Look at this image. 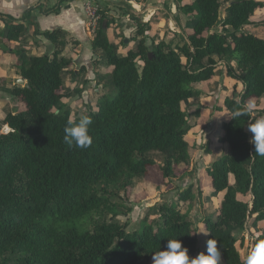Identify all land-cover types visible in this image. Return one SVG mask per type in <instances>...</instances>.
<instances>
[{
  "label": "trees",
  "instance_id": "obj_1",
  "mask_svg": "<svg viewBox=\"0 0 264 264\" xmlns=\"http://www.w3.org/2000/svg\"><path fill=\"white\" fill-rule=\"evenodd\" d=\"M227 1L221 20L222 0H177L178 12L195 19L193 31L178 45L149 44L153 18L143 22L130 8L136 47L124 55L107 35L115 21L109 8H99L92 47L99 63L111 71L97 72L96 81L100 85L108 78L116 96L102 97L98 111L88 113L93 143L84 150L64 142V129L72 119L67 101L80 93L65 85L66 73L76 81V72L70 70L76 62L63 55L69 34L41 33L31 20L34 13H61L63 2L52 6L45 0L20 20L0 13L5 24L0 38L17 58L18 75L30 86L9 90L24 109L7 114L3 123L10 131L0 134V264H153V254L166 250L169 239L180 240L193 258L196 229L189 214L179 209V202L190 203L198 196L192 186L177 202L148 207L133 231L119 218L132 212L127 203L136 182L155 179L156 171L161 187L191 173L187 136L192 127L183 104L204 95L194 85H210L215 57L235 65L227 73L243 84V92L222 99L227 113L220 141L228 144L230 153L215 161L207 175L214 191L224 197L217 219H206L204 225L208 240L218 241L224 264H244L238 235L249 224L258 228L264 223V156L255 155L249 142L253 112L230 116L243 102L264 100V37L244 31L264 9V0ZM217 25L225 32L215 31ZM31 27L35 36L53 44L52 55H32L26 44ZM79 72L84 74L86 68ZM200 115L198 110L195 116ZM258 240H264V230L252 248Z\"/></svg>",
  "mask_w": 264,
  "mask_h": 264
},
{
  "label": "rangeland",
  "instance_id": "obj_2",
  "mask_svg": "<svg viewBox=\"0 0 264 264\" xmlns=\"http://www.w3.org/2000/svg\"><path fill=\"white\" fill-rule=\"evenodd\" d=\"M190 1L184 0V2ZM110 5L113 6L114 15L111 16L115 20L110 28L116 30L114 31L115 43L118 54L120 55L126 54L127 50H130L132 47H136V44H134L135 41L132 40L136 34L137 26L135 31L127 35V37L123 30L118 28L119 24L131 18V9L138 14V18H141L143 22H148L149 19L151 20L153 18L149 34V44L161 41L173 43V45L183 44V40H186L188 35L193 31L194 17L188 18L181 15L177 9V0H141L140 3L131 0H114ZM228 6L229 2L222 0L221 20L225 18ZM152 14H155L154 17ZM134 24L136 25L135 22ZM214 30L220 33L225 32L221 25H217ZM244 31L253 33L259 37H264V9L258 11L252 17V23L246 26ZM126 38L128 39V43L125 42ZM71 49L72 47H70V51ZM215 60L217 61L215 67L216 74L210 85H194V88L203 91L204 95L199 100H192L183 104V110L186 111L188 122L192 127L187 136L192 156L190 165L191 173H188L183 179H175L170 185L157 187L156 183L159 179V173L154 171L155 168H152L151 173L154 171L153 178L155 179L136 182L130 195V200L127 203L132 208V212L126 217L122 216L119 218L122 223H128V231H133L139 226L148 207L161 204L164 201L177 202L179 194L192 186L198 196L190 203L179 202V209L182 213L189 214L196 229L197 245L193 258L201 252L206 251L208 234H205V232L208 233V231L205 228L204 220L217 219L224 197L222 193L214 191L209 183L210 178L207 175V169L215 161L230 153L228 144L220 141L221 136L224 135L222 121L227 113L222 99L225 96L237 98L239 93L243 92V84L238 79L229 77L227 73L235 65L218 57H215ZM229 64L230 66H228ZM70 79H72V74L68 73L65 77L66 83L68 81L70 82ZM107 79L103 82L104 86L102 85L103 87L100 91L87 93L83 91L82 94L74 96L71 102L72 107H70L73 121H79L82 114L87 116L91 111H98V101L102 97L114 98L116 96L115 87ZM255 103L256 109L253 111L254 120L264 117V100L255 101ZM8 106L12 107V109L15 108L12 110L14 112L24 109L23 102L16 97L12 99V102ZM220 107H222V111L218 112L217 109ZM198 110L201 111V115L197 118L195 114ZM8 129L6 127V130ZM249 134L251 138V133L249 132ZM241 199L250 201V197H242ZM263 230L264 223H260L258 228H253L249 224L246 230L238 235L239 242L237 248L244 260L252 248L254 239ZM218 264H224L221 257Z\"/></svg>",
  "mask_w": 264,
  "mask_h": 264
},
{
  "label": "crops",
  "instance_id": "obj_3",
  "mask_svg": "<svg viewBox=\"0 0 264 264\" xmlns=\"http://www.w3.org/2000/svg\"><path fill=\"white\" fill-rule=\"evenodd\" d=\"M43 2H45V0H0V13L20 20L29 8ZM60 2H63V9L61 13L51 15L34 13L31 20L37 23L38 29L41 33L61 30L69 34L68 44L63 55L73 58L74 62H76V64H74L70 69L71 71L73 70L76 72V81H73L72 76L70 82H65L67 89H78V91H80V93H74V96L82 94L83 91L86 93L100 91L104 85L103 83L100 85L97 84L96 73L99 72L100 75H104L105 72L109 73L111 70L99 63L100 59L93 50L92 44L95 36L88 30L85 0H50L52 6H55ZM113 2L114 0H102L101 2L102 7L106 6L109 8L110 15H114V11L112 9L113 6L110 5V3ZM135 15L138 16L137 13H135ZM118 26V28L123 30L126 37L127 35L133 33L136 28L134 20L131 18H128V20L126 19L125 22L119 24ZM4 28L5 24L0 21V34L3 33ZM29 29L30 31L26 38V44L31 50L32 55H52L55 51L53 44L42 35L35 36V27H31ZM114 31H116L114 28H109L107 35L109 40L116 45ZM1 39L2 38H0V40ZM3 41L9 50L5 51L0 47V134L10 131V129L6 130V127L8 126L4 125L3 120L9 112H14L12 110L15 109L8 106L9 103L12 102V99H14V97L9 93V90L15 86V84L9 80L21 78L17 73V68L15 67L17 58L11 53V48L7 43H5L4 39ZM72 41L78 42L79 45L76 47L77 49L74 48ZM70 47H72L71 51ZM131 49H134V47ZM96 62L99 64L95 65ZM82 67L86 68V72L84 74H80L79 72V68ZM67 74L68 73H66V75ZM85 81H87V83H84ZM74 96L70 98L67 103L70 102L71 105Z\"/></svg>",
  "mask_w": 264,
  "mask_h": 264
},
{
  "label": "clouds",
  "instance_id": "obj_4",
  "mask_svg": "<svg viewBox=\"0 0 264 264\" xmlns=\"http://www.w3.org/2000/svg\"><path fill=\"white\" fill-rule=\"evenodd\" d=\"M256 109L254 100L243 102L235 110L231 118L235 119L241 116L250 115ZM92 119L89 116L81 115L79 122L74 123L69 119L64 129V142L69 147L84 150L91 147L93 143L92 136L89 133V126ZM247 130L251 133L250 143L254 146V154L264 156V117L250 122ZM253 156V155H252ZM205 234H208L205 232ZM220 251L218 241L215 238L209 239L206 245V251L198 256L190 258L188 249L182 246L178 239H169L166 250H160L153 254V264H218L220 260ZM244 264H264V240H258L257 243L248 252Z\"/></svg>",
  "mask_w": 264,
  "mask_h": 264
},
{
  "label": "built area",
  "instance_id": "obj_5",
  "mask_svg": "<svg viewBox=\"0 0 264 264\" xmlns=\"http://www.w3.org/2000/svg\"><path fill=\"white\" fill-rule=\"evenodd\" d=\"M101 2L102 0H85V12L87 16L88 30L94 36L101 19V15L99 14Z\"/></svg>",
  "mask_w": 264,
  "mask_h": 264
},
{
  "label": "water",
  "instance_id": "obj_6",
  "mask_svg": "<svg viewBox=\"0 0 264 264\" xmlns=\"http://www.w3.org/2000/svg\"><path fill=\"white\" fill-rule=\"evenodd\" d=\"M233 3H231V4H233ZM125 42L128 43V39L127 38H126ZM0 47L3 50H5V51L9 50V48L4 44L3 39L0 40ZM150 58H152V54H150ZM9 81L12 82L15 85H20V86L25 87V88H29L30 87L29 84L25 80H23L22 78H14V79L9 80Z\"/></svg>",
  "mask_w": 264,
  "mask_h": 264
}]
</instances>
